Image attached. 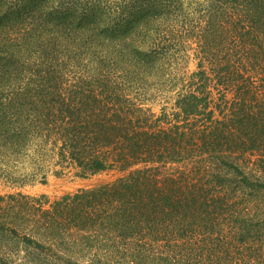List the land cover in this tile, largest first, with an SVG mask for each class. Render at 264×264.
I'll return each instance as SVG.
<instances>
[{
	"label": "trees",
	"instance_id": "16d2710c",
	"mask_svg": "<svg viewBox=\"0 0 264 264\" xmlns=\"http://www.w3.org/2000/svg\"><path fill=\"white\" fill-rule=\"evenodd\" d=\"M205 6L188 72L182 0H0V177H112L0 195V264H264V0Z\"/></svg>",
	"mask_w": 264,
	"mask_h": 264
},
{
	"label": "rangeland",
	"instance_id": "374dc122",
	"mask_svg": "<svg viewBox=\"0 0 264 264\" xmlns=\"http://www.w3.org/2000/svg\"><path fill=\"white\" fill-rule=\"evenodd\" d=\"M182 4L183 7L181 12L175 14L173 18L184 21L178 22V24L181 25L184 23L186 29L188 27L190 28V26L195 29L194 32L185 33L181 39H178L181 43H177L176 46H173L175 51L172 50V52L170 51L171 53H169L173 58L167 57V63L169 64L166 65L171 67L173 71H175V68H179L192 72L199 62L197 57H195V52H197V45L200 43L196 41L195 37H197V35L195 34L197 33L199 35L201 28L203 29L205 27V22L203 20L207 18V16H205L206 0H182ZM173 93L172 91L156 92L154 89H150L144 95L141 94L144 102L143 108L155 114H159L163 107L169 110L174 96ZM250 167L253 168L252 165H250ZM33 169H35L34 165L18 166V173H16L17 175L21 173L30 177L31 173H33ZM42 172L44 178L41 179L40 176H42ZM41 173L35 175V179L27 181L23 186L8 184V182H4L0 177V195L9 196L16 193L30 196L45 195L49 200H54L80 188L96 186L103 181L112 179V177L107 174L95 175L83 179L77 175V170L73 166H58L54 165L52 162L47 163ZM77 261L84 262L86 259Z\"/></svg>",
	"mask_w": 264,
	"mask_h": 264
}]
</instances>
